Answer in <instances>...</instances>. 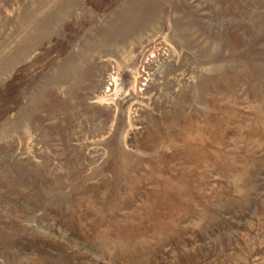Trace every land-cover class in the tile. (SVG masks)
<instances>
[{
	"label": "rangeland",
	"instance_id": "1",
	"mask_svg": "<svg viewBox=\"0 0 264 264\" xmlns=\"http://www.w3.org/2000/svg\"><path fill=\"white\" fill-rule=\"evenodd\" d=\"M0 264H264V0H0Z\"/></svg>",
	"mask_w": 264,
	"mask_h": 264
},
{
	"label": "built area",
	"instance_id": "2",
	"mask_svg": "<svg viewBox=\"0 0 264 264\" xmlns=\"http://www.w3.org/2000/svg\"><path fill=\"white\" fill-rule=\"evenodd\" d=\"M153 54H154V53L150 54V58H149V59L155 57ZM149 59H148V60H149ZM140 79H142V81H141L140 83H141V84H145L144 82L146 81V78H145V77H142V78H140Z\"/></svg>",
	"mask_w": 264,
	"mask_h": 264
}]
</instances>
